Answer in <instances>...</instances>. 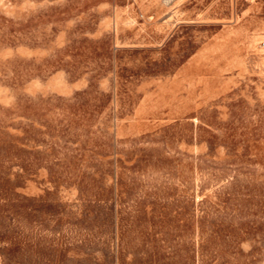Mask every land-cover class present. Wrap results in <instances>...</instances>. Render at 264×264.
<instances>
[{"label": "rangeland", "instance_id": "obj_1", "mask_svg": "<svg viewBox=\"0 0 264 264\" xmlns=\"http://www.w3.org/2000/svg\"><path fill=\"white\" fill-rule=\"evenodd\" d=\"M0 264H264V0H0Z\"/></svg>", "mask_w": 264, "mask_h": 264}]
</instances>
